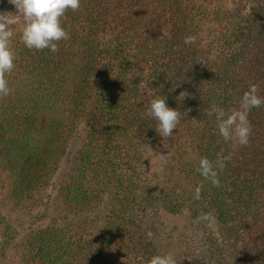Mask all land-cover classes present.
Returning <instances> with one entry per match:
<instances>
[{
	"label": "trees",
	"instance_id": "trees-1",
	"mask_svg": "<svg viewBox=\"0 0 264 264\" xmlns=\"http://www.w3.org/2000/svg\"><path fill=\"white\" fill-rule=\"evenodd\" d=\"M61 23L70 36L55 53L16 36L0 95L13 204L32 211L55 186L41 205L52 196L59 213L19 238L0 210L3 255L17 243L20 264H148L167 253L176 264H264V104L247 113V145L225 141L207 114L239 109L251 84L264 97V0H81ZM157 96L181 113L168 138L147 114ZM203 157L224 161L219 186L198 171ZM162 210L188 211L194 230L168 228Z\"/></svg>",
	"mask_w": 264,
	"mask_h": 264
},
{
	"label": "clouds",
	"instance_id": "clouds-1",
	"mask_svg": "<svg viewBox=\"0 0 264 264\" xmlns=\"http://www.w3.org/2000/svg\"><path fill=\"white\" fill-rule=\"evenodd\" d=\"M80 2L81 0H9L17 12L22 14L21 40L25 46L36 50L49 49L53 53L59 51L58 43L70 36V33L62 26V18L67 10H78ZM12 23H14V18L9 17L7 13L0 12V95L2 96L10 94L6 73H11L14 68L15 57L9 47L10 39L13 37L10 28ZM184 42L185 44L194 43L195 37L187 36ZM258 93V85L251 84L241 98L239 109L231 112L212 105L207 114L215 116L219 135L225 141H232L239 145L248 144L252 129L247 113L252 108H258L264 104V97ZM185 96V92H181L178 99L181 97L184 99ZM147 114L158 122L155 129L162 138L172 136L181 118V113L177 109L169 107L166 97L159 96L151 100ZM161 159H165L163 154ZM217 166L222 169L224 161H218L214 166L207 157L199 160L198 171L214 186L220 184L216 171ZM201 190L202 185L196 187V199L200 198ZM209 215L204 214L203 219H208ZM147 235L151 237L152 234L149 232ZM148 264H176V260L172 253H167L166 255H154Z\"/></svg>",
	"mask_w": 264,
	"mask_h": 264
},
{
	"label": "rangeland",
	"instance_id": "rangeland-1",
	"mask_svg": "<svg viewBox=\"0 0 264 264\" xmlns=\"http://www.w3.org/2000/svg\"><path fill=\"white\" fill-rule=\"evenodd\" d=\"M2 4L5 6L4 7L5 11L3 12L7 13L9 17L14 18V23L10 25V28L13 32V37L10 39V43H9V47H10L11 44H14L16 36L20 34L22 31L23 17H22V14L17 12L15 6L9 3V0H2ZM72 143H75L76 145L78 143V140L73 139L71 140L70 145ZM66 159L67 157L64 158V162L63 164H61L60 170H63V168L65 167ZM8 173L9 172L6 170L4 164L0 160V210L2 214L7 218L8 221L13 222V225L15 226L14 228L15 232L19 234L18 236L20 238V236L23 233L25 234V232H27V230H29L31 227L44 224L45 221L49 220V218L51 219L58 215L59 212L54 210L55 206L57 205L56 204L57 200L55 198L52 199V196L49 199V206L47 204L41 205L42 202L47 200L46 195L49 192L53 194L56 188L55 186L53 187V189H51L52 187H49L47 190L43 191L42 192L43 200L41 201L40 204L38 205L35 204L32 207V211L18 210V206H15L13 204L12 197H10V194H9L10 193L9 192L10 183H9V178L7 177ZM159 173L161 174L162 172L160 171ZM50 189L51 191H49ZM108 197L110 199L109 195ZM103 208H104V204L101 205V209ZM148 217L151 219L152 213H150ZM161 219L164 222H166L165 224H167L168 228L170 229H172L173 226H176L178 228V230L176 231L177 233L185 232V231L189 233V231L191 232L192 230H194L193 224L190 223L191 222L190 215L188 211L186 210L181 214H169L168 212H165L164 210H162ZM147 221L149 222L150 220L148 219ZM20 252L21 250L18 249L17 243H16L9 247L8 256H4L1 238H0V262L2 261L3 264H20V260L22 259V254ZM113 253L114 252H112V255L116 256V254L115 253L113 254Z\"/></svg>",
	"mask_w": 264,
	"mask_h": 264
}]
</instances>
